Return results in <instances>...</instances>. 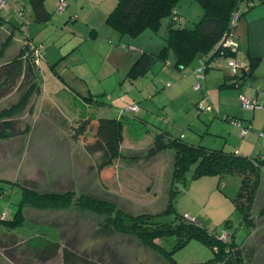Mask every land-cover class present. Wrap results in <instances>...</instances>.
<instances>
[{
	"label": "rangeland",
	"instance_id": "rangeland-1",
	"mask_svg": "<svg viewBox=\"0 0 264 264\" xmlns=\"http://www.w3.org/2000/svg\"><path fill=\"white\" fill-rule=\"evenodd\" d=\"M117 2L66 0V7L61 8V0H46L45 8L50 14L47 22L37 19L29 0H8L1 7L2 15L22 27L15 33L5 57L18 51L29 34L43 44L39 56L41 93L23 104L18 118L28 131L0 139V264H222L219 260L209 262L213 251L201 240L192 239L177 248L175 237H159L155 247L147 246L135 235L114 231L105 224L102 213L87 209L54 211L27 205L22 224L9 228L2 223L14 217L22 186L39 192L71 190L78 196L112 201L133 215L162 213L170 201L174 152L164 150L149 159L145 152L152 146L154 136L164 130L188 143L237 149L242 155L246 154L243 150L254 152L248 154L254 156L264 150L260 139L252 150L243 142L242 128L249 126L243 120L245 111H236L242 112L239 121L245 123L239 126L238 118L201 109L210 102L203 101L205 98L198 100L202 91L195 89V73L190 74L198 60L182 74L174 69L175 54L169 51L168 65L157 61L146 76L127 78L135 61L131 56L138 55L135 47L160 51L170 19L163 20L158 32L146 29L136 37L123 35L129 43L126 46L109 42L110 32L121 34L107 22L100 27L99 38H91L88 17L102 24L104 17L99 6L108 10L107 19ZM176 11L180 20L175 21V27H193L204 13L196 0H182ZM242 20L245 22V18ZM238 22L235 35L244 37ZM7 29L3 26L0 30V48ZM60 58L55 72L52 65ZM215 60L219 62L220 57ZM205 82L206 79L202 88ZM170 86L181 90L172 92ZM22 93L23 89L16 90L2 99L0 110L19 101ZM134 105L139 108H132ZM102 117L123 120L124 157L100 171V154H89L85 147L92 136L77 139L75 133L82 121L91 119L94 125ZM263 125L264 120H257L248 131L260 135ZM241 182L239 173L193 179L178 195L173 213L194 217L203 226L229 237L236 233L245 263L264 264V170L251 211L255 225L243 220L242 211L234 202ZM173 213L160 218L172 221ZM55 247L57 251L53 250Z\"/></svg>",
	"mask_w": 264,
	"mask_h": 264
},
{
	"label": "trees",
	"instance_id": "trees-1",
	"mask_svg": "<svg viewBox=\"0 0 264 264\" xmlns=\"http://www.w3.org/2000/svg\"><path fill=\"white\" fill-rule=\"evenodd\" d=\"M7 1L0 0V30L3 26L8 27L6 39L0 48V101L16 90L23 89V93L19 101L0 110V139L18 137L28 131L27 126L18 119L23 110L22 106L29 103L30 97L41 93L39 56L43 42H37L28 35L23 39L18 51L11 57H5V51L12 44L15 33L22 30L20 25L2 15L1 7H4ZM29 1L37 14V19L47 21L50 14L45 8L46 0ZM181 1L118 0L106 22L121 35L136 37L146 29L158 32L163 20L170 19L166 41L160 51L144 50L129 68L127 78L137 79L146 76L157 61L169 63V51L174 52L176 58L174 67L181 72L198 60L199 66L203 63L206 73L217 57H220V61L228 67V62L236 58L238 50L226 47L223 38L232 33L243 15L264 3V0H196L203 7L204 13L202 18L189 28L175 27V21L180 20L176 9ZM257 61L258 59H253L248 66L242 67L246 70L242 69L237 74L230 73L227 78L228 85H240L251 73ZM92 121L91 119L82 121L76 128L75 137L79 139L92 136L91 141L85 142V147L89 154H100L98 169L102 171L113 165L118 158L124 157L122 154L124 124L123 120L117 117H102L94 125ZM164 150L174 152V169L171 175L170 201L162 213L144 212L133 215L112 201L83 194L78 196L71 190L63 193L39 192L22 186V197L14 217L5 219L2 223L9 228L21 223L23 209L27 205L54 211L87 209L102 213L101 215L105 216V224L110 225L114 231L135 235L147 246L155 247L157 244L155 239L159 237H175L177 248L183 247L192 239H198L213 251L214 256L209 262L219 260L222 264H246L242 248L236 241V233L229 237L227 233L226 235L210 230L194 217L176 215L173 212L176 211L175 201L178 195L187 189L193 179L204 175L223 177L239 173L242 175V182L234 202L237 209L242 211L243 220L250 226L255 225L251 211L264 170V153L250 157L234 150L188 143L164 130L154 136L153 144L146 150L145 157L149 159ZM171 213L175 214L174 220H161L160 215ZM261 214H264L263 210ZM57 249L55 247L53 250ZM172 257L175 260L173 255Z\"/></svg>",
	"mask_w": 264,
	"mask_h": 264
},
{
	"label": "crops",
	"instance_id": "crops-1",
	"mask_svg": "<svg viewBox=\"0 0 264 264\" xmlns=\"http://www.w3.org/2000/svg\"><path fill=\"white\" fill-rule=\"evenodd\" d=\"M99 9L102 11L101 13L104 17L103 23L102 24L100 22L96 23L89 17H88V21L86 22L87 26H90V29H91V34H90L91 38H95V39L99 38L100 36L99 29L107 20L106 16H107L108 10H106L103 6H99ZM93 15H94V12H93ZM244 18H245V22L242 20ZM238 21L240 22L243 21V23L241 22V25L243 28L244 37L242 35H237V34L235 35V32L237 31L236 28L239 25V22H238L237 27L232 31L233 35H231V38L235 40L237 43V50H238L236 58L234 59L237 60L241 65L245 64L246 62L248 63V64L243 65V67L248 66L253 59H258L256 65L254 66L253 70L248 75V77L245 80H243L240 85L230 86L227 83V78L230 75V70L228 69L226 64H224L223 62L221 61L218 62L217 60H214L212 67L205 73L206 85L205 87L201 89L202 95L198 98V100L200 98H205V100L203 101L210 102L208 104H211L214 106L216 104L217 106H215V108L212 109L213 111L214 110L218 111L216 115H218V113L221 112V113L226 114V116H229V117L231 116L234 118H238V120H240L242 116L241 115L242 112L245 111L244 112L245 119L243 120L247 122V125H250V124L253 125L255 124V121L257 120H260V119L264 120V5L252 8L248 13L243 15ZM44 22H47V21H44ZM29 36L34 38L33 34H29ZM123 37H124L123 35L119 36L116 33L111 34L110 32L109 42H112L111 44H113V42L114 44L116 42H120L119 44H121L122 46H126L129 43L125 42L123 40ZM135 48L137 50L136 53H138V55L135 54L134 57L131 56V60H134V59L136 60L144 50L158 52L157 49L150 48L147 46L141 47V48L139 47H135ZM243 48L244 50L241 52ZM61 60L62 58L56 61L54 66L52 65V68L54 69L55 72H57L56 65L58 64V62H61ZM130 62L131 61H129V63ZM166 64L168 65L169 63H166ZM198 66H199V61L197 62V64L193 66L190 74H192L193 69ZM212 70L223 71V72L214 71L215 72L214 73L212 72ZM176 71L184 74L181 71H178V70ZM194 77L192 78L193 80L195 79ZM170 87H171L170 89L173 90L172 92L181 90V89H177L178 86L176 87L170 86ZM174 89H177V90H174ZM39 95L37 97H39ZM243 98L256 100L258 104L260 105V107L254 108V109H245L242 105ZM238 106H240V108ZM236 111H242V112L239 113ZM243 124L245 123H241L242 126ZM263 132H264V125H263ZM243 135H244L243 142H245L246 145L250 147L251 150L256 146L254 144L256 140L260 139V141L262 142L261 135H254L251 131H246L245 133H243ZM181 136H184V135L182 134ZM262 145L264 146L263 142H262ZM240 150H243L242 146L240 147ZM234 151H238L239 153H241L237 149H234ZM243 152H245L246 153L245 155L247 156H254V155H248V154H254V152L247 153V151H244V150ZM260 153H264V150H261L257 155H260ZM241 154H244V153H241Z\"/></svg>",
	"mask_w": 264,
	"mask_h": 264
},
{
	"label": "built area",
	"instance_id": "built-area-1",
	"mask_svg": "<svg viewBox=\"0 0 264 264\" xmlns=\"http://www.w3.org/2000/svg\"><path fill=\"white\" fill-rule=\"evenodd\" d=\"M2 5H5L3 2H1ZM66 7V0H61V8H65ZM231 35H233L232 33L229 36H225L223 38V43L226 47H231L233 50H237V43L235 40H233L231 38ZM228 67L230 68V73L232 74H237L238 72L242 71V67L241 64L235 60L234 58L231 59L228 62ZM246 70V69H243ZM194 73L198 79L197 84L195 85V89L197 91L202 89V81L205 79V73H204V65L203 63L200 64V66H198L195 70ZM242 105L245 109H254L259 107L260 105L258 104V102L254 99H246L243 98L242 99ZM132 108L138 109L139 107H137L136 105L132 106ZM201 109H204L205 111H212V105L208 104L206 107L202 106ZM239 126L241 125V122L239 120L236 121ZM243 132L245 133L246 131H248V129H251V124L248 127L242 128ZM261 138H262V142L264 144V132H262L261 134Z\"/></svg>",
	"mask_w": 264,
	"mask_h": 264
},
{
	"label": "flooded vegetation",
	"instance_id": "flooded-vegetation-1",
	"mask_svg": "<svg viewBox=\"0 0 264 264\" xmlns=\"http://www.w3.org/2000/svg\"><path fill=\"white\" fill-rule=\"evenodd\" d=\"M226 234V233H225ZM227 235V234H226Z\"/></svg>",
	"mask_w": 264,
	"mask_h": 264
}]
</instances>
